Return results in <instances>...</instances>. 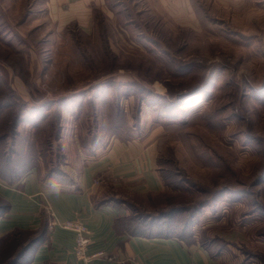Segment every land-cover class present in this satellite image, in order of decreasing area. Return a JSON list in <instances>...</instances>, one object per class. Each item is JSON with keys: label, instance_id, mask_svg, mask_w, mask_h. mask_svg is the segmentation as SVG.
Returning <instances> with one entry per match:
<instances>
[{"label": "rangeland", "instance_id": "1", "mask_svg": "<svg viewBox=\"0 0 264 264\" xmlns=\"http://www.w3.org/2000/svg\"><path fill=\"white\" fill-rule=\"evenodd\" d=\"M123 1L134 23L130 34L110 27L99 33L95 18L92 35L70 29L53 39L41 0H0V29L14 27L25 40L0 30V95L10 87L19 95L0 99L18 116L51 106L46 122H21L20 131L52 145L58 125L93 133L101 96L69 98L73 90L104 83L110 104L118 91L123 123L137 125L133 133L153 132L158 148L163 191L150 201L131 198L142 202L138 213L157 217L162 210L172 225L187 223L195 235L214 238L217 264H264V0H189L192 27L155 19L166 13L158 1H150L155 18L149 10L137 14L142 0ZM25 9L32 14L19 30ZM144 30L160 47L139 41ZM102 35L112 38L110 48ZM8 112L0 115V134ZM16 167L1 166L0 176L10 178Z\"/></svg>", "mask_w": 264, "mask_h": 264}, {"label": "crops", "instance_id": "2", "mask_svg": "<svg viewBox=\"0 0 264 264\" xmlns=\"http://www.w3.org/2000/svg\"><path fill=\"white\" fill-rule=\"evenodd\" d=\"M41 1L43 9L40 11H44V16L54 24L53 33L57 36L49 33L53 39H57L70 25L92 35L95 32V13L100 14L116 34L120 35L125 30L118 24L125 20L124 10L119 5L110 7L108 0ZM150 1L142 0L143 8L138 13L152 14ZM153 1H158V6L166 10L164 18L150 14L161 23L191 27L195 24L189 0ZM5 8L8 10L9 5ZM30 14L29 9H25L23 15L19 14L21 19L16 20L17 29L19 27L20 30ZM15 32L24 37L19 31ZM111 39L107 38L108 41ZM75 133L69 125L63 126L58 139L62 177L46 178V170L41 163L38 168L28 171L17 184L9 185L0 179V199L8 203L7 211L0 217V237L14 230H38L51 219L54 222L48 237L35 246L26 264H217V256L213 257L198 243L187 245L174 236L132 235L116 228V221L127 216L128 209L122 202L105 201L106 198H128L158 193L163 189L156 164L158 148L153 132H135L126 140L105 136L91 147H84ZM96 179H99L97 184ZM43 210L48 211L51 217ZM66 220H79L86 224L91 240L88 255L102 252L111 259L77 260L73 253V233L61 226Z\"/></svg>", "mask_w": 264, "mask_h": 264}, {"label": "trees", "instance_id": "3", "mask_svg": "<svg viewBox=\"0 0 264 264\" xmlns=\"http://www.w3.org/2000/svg\"><path fill=\"white\" fill-rule=\"evenodd\" d=\"M108 5L111 7L112 5H119V7H122L124 10V16L125 20L123 22L120 21V26H124L125 30H129L130 26H133V20L129 18V16L126 13V6L124 4V1L122 0H108ZM139 11H137V14ZM2 16V15H1ZM128 16V18H127ZM94 18L98 20L97 22V29L99 30V33L102 32V34H106L107 28L108 31L110 30V26H108L102 16L98 13H95ZM142 20H144V17H141ZM144 24H148V22H145ZM9 27L11 26L8 24ZM143 25V21H142ZM14 28V27H13ZM11 27L8 31L6 28L1 27L0 30H2V33H12L13 35H16L15 37H19L18 33L13 30ZM70 29L78 30L75 25H70L65 29V31L62 34L70 33ZM81 32V31H80ZM129 32V31H128ZM130 34V32H129ZM141 41H152L151 43L155 45V47H160L156 42L151 40L149 37L146 36V30L142 32H138L137 34ZM1 36V35H0ZM103 40H106L105 47H109L107 36L105 37L102 35ZM22 42H25V40L21 37H19ZM5 41V38H4ZM136 41L134 43L139 44L140 42ZM145 44V43H144ZM104 83H99L98 85H93V87L89 88H80L78 91H72V94L69 98H74L77 96L85 95L91 93V97H94V99L97 100L99 96H101L99 99H102L100 103H98L96 106L93 107V113L95 116V125L93 127V133L90 134V131H87L86 133L80 134V141L81 144L84 147H91L92 144L98 143L101 138L110 135L116 136L118 138H121L123 140H126L132 135L135 126L137 125H130V123L124 124L122 121V111L120 110V101H119V93L116 91L117 100L116 103L110 104V101L106 94H108L109 91H107L105 88L103 89ZM112 84V83H110ZM100 87H102L101 90ZM8 88V87H7ZM122 89V88H120ZM119 89V90H120ZM143 90H146V87L139 88ZM199 89V87H196L195 89L189 90L187 93L180 94L177 93L176 97L178 96H184V95H193L197 93L196 91ZM9 91H3L2 95L0 97L5 96H19L13 89L10 87L8 88ZM27 90V89H26ZM101 91V92H100ZM96 92V93H95ZM71 93V92H70ZM66 93V95L70 94ZM64 95V96H66ZM62 96V97H64ZM62 97L59 99L61 100ZM107 97V98H106ZM68 98V97H64ZM21 102L23 105H25L24 109H26L27 102L20 97ZM50 103H55V101ZM68 104V103H66ZM10 100H7L4 102L3 99H0V115L3 113H13V115H9L11 117L14 116V119H10L9 116H7L6 121L4 122V125L6 127V130H2V133L0 134V167L8 168L12 164L16 163V165H19V167H16L14 170H12V176L10 178L1 177L0 179L6 182L9 185L17 184V182L31 169L38 168L40 164L44 166L46 170V178L51 177H62L64 174L59 168L58 161L60 150L58 145V139L60 136V133L62 131V125H58V129L55 132V135L52 137L51 140H53L52 145L48 141H46V138H29L23 137L21 133L22 128H26L25 125H22L24 127H21L20 123H28V124H41L43 121L46 122V117L48 116V113L52 110L51 106L48 107V104L46 105H35L29 108V110L22 111L21 114L15 115L13 111H10ZM32 108V109H31ZM31 109V110H30ZM62 109V108H61ZM34 111V112H33ZM29 112V113H27ZM60 112V107H59ZM27 113V115H26ZM43 116V118H40V116ZM27 116V117H26ZM25 118V120H23ZM40 118V119H36ZM8 143V144H7ZM46 145H49V152L48 149H44ZM55 146V148H54ZM56 150V151H54ZM13 158V159H12ZM11 172L10 169L4 170V174ZM159 172V171H158ZM160 179L162 181L161 175L159 173ZM62 178H58V180H61ZM264 180V175L259 179ZM163 184V182H162ZM163 191V190H162ZM161 192L153 193V194H145V195H138L128 198H122L117 197L114 199L106 198L105 201H115V202H122L128 209V215L117 220L116 221V228L117 230H123L124 232L127 231L128 233L132 235H138V234H144V235H157L162 237H168V236H174L180 241L184 242L187 245L198 243L202 247H204L206 250L210 252V254L214 257L216 254V251L218 252V248L216 250H213V247H211V242L214 240V238H210L209 241L204 239L206 236L204 233H201L199 235H195L192 228L187 223H183L181 226L174 223H170V220L167 217V213H163L162 210L159 211L157 214L158 216L150 213H145L144 216H141L138 213V209L141 208V203L133 202L131 201V198H135L136 201L142 198V200H152L154 197L159 195ZM8 209V203L0 199V217L5 214V212ZM166 209H170V211H174V208L169 207ZM44 214L47 215L46 211L43 210ZM181 212V211H179ZM48 216V215H47ZM176 222V221H175ZM49 226L46 224L45 227H42L38 230L34 231H27V230H14L10 232L9 234L0 237V244H2V251H0V264H26V261L35 248V246L40 243L42 240H45L46 237H48V231ZM213 243V242H212ZM7 251L10 253L8 254Z\"/></svg>", "mask_w": 264, "mask_h": 264}, {"label": "built area", "instance_id": "4", "mask_svg": "<svg viewBox=\"0 0 264 264\" xmlns=\"http://www.w3.org/2000/svg\"><path fill=\"white\" fill-rule=\"evenodd\" d=\"M95 183L96 184L99 183V179H96ZM47 213L51 217L48 211ZM53 223L54 222L51 219L50 223H48L49 229H52ZM61 226L64 229L70 230L73 233L74 236L73 253L77 260L89 261L92 258H98V257L111 259L110 257L104 255L102 252H97L92 255L87 254V250L91 243V240L89 237L88 228L86 227V224L84 222L79 220H66L61 223Z\"/></svg>", "mask_w": 264, "mask_h": 264}]
</instances>
